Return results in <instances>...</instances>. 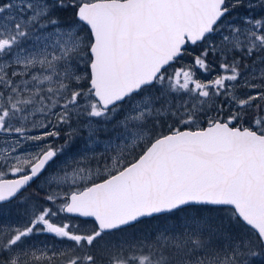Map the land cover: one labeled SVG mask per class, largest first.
Returning <instances> with one entry per match:
<instances>
[{
  "label": "snow or ice",
  "instance_id": "6c2138e0",
  "mask_svg": "<svg viewBox=\"0 0 264 264\" xmlns=\"http://www.w3.org/2000/svg\"><path fill=\"white\" fill-rule=\"evenodd\" d=\"M261 262L264 0H0V264Z\"/></svg>",
  "mask_w": 264,
  "mask_h": 264
},
{
  "label": "rangeland",
  "instance_id": "374dc122",
  "mask_svg": "<svg viewBox=\"0 0 264 264\" xmlns=\"http://www.w3.org/2000/svg\"><path fill=\"white\" fill-rule=\"evenodd\" d=\"M6 178H13L11 175H8ZM35 185H33V187H34ZM261 264H264V262H261Z\"/></svg>",
  "mask_w": 264,
  "mask_h": 264
}]
</instances>
